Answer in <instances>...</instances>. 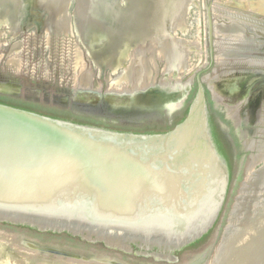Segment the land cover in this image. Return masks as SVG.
Segmentation results:
<instances>
[{
    "label": "water",
    "instance_id": "95a60500",
    "mask_svg": "<svg viewBox=\"0 0 264 264\" xmlns=\"http://www.w3.org/2000/svg\"><path fill=\"white\" fill-rule=\"evenodd\" d=\"M155 1L141 4L152 9L161 0ZM129 19L134 24L135 16ZM125 26L129 24L120 20L108 28L115 35L128 29ZM199 80L185 119L164 133L120 131L0 102V223L68 233L128 252L133 245L156 248L161 251L157 258L177 262L171 251L214 227L231 183L227 160L210 131L203 83L211 89L205 76ZM190 84L191 80L167 87L172 93L175 86L185 88L176 106L182 105ZM6 87L0 88L8 93ZM118 96L108 104L110 108L127 102L126 94ZM0 238L5 241L0 243L1 252L9 249L43 257L40 254L49 251L74 261L90 258L123 264L89 250L41 244L18 233L1 230ZM248 245L247 251L254 254L251 264H264V236L252 237Z\"/></svg>",
    "mask_w": 264,
    "mask_h": 264
},
{
    "label": "rangeland",
    "instance_id": "374dc122",
    "mask_svg": "<svg viewBox=\"0 0 264 264\" xmlns=\"http://www.w3.org/2000/svg\"><path fill=\"white\" fill-rule=\"evenodd\" d=\"M79 1L0 0V87L5 85L15 88L14 92L11 93L4 92L0 88V96L6 101L29 105L43 112L59 114L62 112L71 113L86 119L88 113H94L91 108L95 109L97 105L101 106L100 103L104 106V104L115 102L114 99L118 100L120 98L118 95L127 93L126 90L130 88V85L127 82L125 83V81L121 82L120 72L118 73L117 71V73H114L108 69L103 74L95 66L90 54L91 51H89L90 45L77 32L79 28L75 19V31L72 32L71 28H73V25L71 26V22L73 21V16L75 18L74 14L78 9ZM90 1L92 4L90 7L92 8H89L90 13L87 16L88 36L91 41L92 52H98L102 56L107 55L112 47L103 46L101 44L102 38H98L95 36L96 34L94 35L96 21H100L102 27L108 28L111 25H115V23L117 24V22L119 23L120 20L129 23L131 14H136L138 19L147 18L148 20H155L156 22L163 12V6L159 4L155 5L157 6L158 13L155 17H153V13H150V16L148 15L151 18L145 17V15L143 16L144 6L141 2L145 0ZM235 1L184 0L185 19L191 25L187 31L178 30L177 39L184 45L196 44L194 45L196 48L192 51L188 50L186 53L175 51L172 56L173 59L171 58L172 61L165 62L160 54L161 48L157 44V41L151 37L144 43H139L136 49L134 47L127 51L125 60L131 67V74L134 77H138L140 69L147 66L150 70L142 71L150 76L149 80L151 82L149 83L151 85L155 81L158 82L163 77V74H166L170 77L169 81L173 86L179 83H182V85L186 84L198 72L202 76L215 78L221 70L229 71L236 67H246L248 65L247 62L233 64L236 62L234 57L243 58L242 55L248 57V53H253L255 41H259L256 42V47L259 45V48L262 49L263 45L261 44H264V36L262 34L264 31V19L262 15H259L260 12L257 10H251L250 8L248 10V6L246 8L244 7V3L248 5L253 3V0ZM96 2H101L103 8ZM108 5H110L109 8H107ZM51 18H53L54 23L49 20ZM155 22L152 21V26L156 24ZM236 23L240 24L244 30H247V38L250 40L249 44L232 40V47L234 45L238 49L237 52H240L241 55H236L237 57L234 55L230 56L232 54L231 51H233L230 49L226 54L228 57H224L226 61L220 62L218 56L220 51H218L219 47L217 48V44H219L222 37L219 34L220 29L217 27L215 32V27L222 25L229 29V27H232ZM71 33L78 35V41L77 36L73 37V35H69ZM94 37L97 39H93ZM184 45L183 48L185 47ZM82 48H84L86 53ZM176 54H181L182 61L180 62L182 66L178 67ZM223 54L220 53V55ZM175 68H178L181 74V78L177 80L170 75L172 74L170 71ZM255 68L263 72L264 65L256 64ZM167 69L170 70L168 71ZM150 71H152L151 74ZM85 74L89 75L90 80L88 82H86ZM152 80L155 81L152 82ZM83 91H85V94H82ZM104 99L107 100V103H102ZM215 101L219 103V100ZM247 102L246 100H240L239 105H245ZM217 105L220 109L218 111H221L220 114L223 116L224 113L222 111L227 112L225 107L229 108V113L231 112V114L228 117L234 121V116L236 115L234 112L237 106ZM176 108L177 106L172 104L170 107H154L145 112H131L128 110L106 109L101 107L100 112L103 114L99 115H102L100 117L106 119V121L108 120V124L111 125H116L115 123H117L120 126L125 125L136 129L165 127L171 124L173 113L177 111ZM73 110H86L87 112L76 113ZM161 110L164 111L159 114H153ZM127 119L134 122H120L121 120ZM230 119H228V124H230L229 128L232 130L230 132V140L239 156L236 160L227 201L209 237L198 248L187 249L182 252L177 262L157 258L156 254H160L161 251L156 249L145 250L139 247H133L132 251L128 252L119 248L108 247L100 241H90L67 233L38 232L19 226L4 225L2 223H0V231L22 234L37 240L41 244L77 248L84 251L89 250L96 254L108 256L111 259H119L123 264H194L191 262L197 258L196 264L200 262H204L203 264H211L217 255L226 229L231 225V219L237 220V222H234L239 224L243 220L252 222L258 219L257 216L260 218L264 215V212L258 208V202L260 201L258 194L263 188L262 186H258L259 188H254V191H249V193L247 192V194L243 195L242 202L239 201L238 203L237 200L238 196L241 195L242 189L246 188V182L248 180H254L253 173L251 172L257 171L264 166V161L256 164V169L252 166L253 160L257 157L255 155L260 153V149L257 147L258 144L256 145V142H254L255 145L253 147H245L251 140L257 141L261 137L258 136L259 132L256 136H253L249 131L251 128L250 125L241 123L238 129L241 134L239 135L242 145L233 133L235 128ZM115 120L119 122H114ZM236 205H238V208L233 214ZM3 236L4 238H8V235ZM2 241L5 242L0 238V243ZM199 254H203L201 259H199ZM32 255L22 252L19 254L16 250L15 252L9 249L4 252L0 250V264H65V262L66 264H113L102 260L95 261L90 258L74 261L75 259L73 258L70 259L68 256L53 252L49 253V251L47 253H41L40 255H43V257L34 256L35 253ZM19 258L23 260L21 261Z\"/></svg>",
    "mask_w": 264,
    "mask_h": 264
},
{
    "label": "bare ground",
    "instance_id": "6f19581e",
    "mask_svg": "<svg viewBox=\"0 0 264 264\" xmlns=\"http://www.w3.org/2000/svg\"><path fill=\"white\" fill-rule=\"evenodd\" d=\"M155 2H157V0ZM183 2L184 0H161L158 4L163 6V12L158 18V20L156 21L158 22L156 26H152V25L149 26L148 24L149 22L152 23V21L155 22V20H148L144 22L142 21L143 18L138 20L136 14L134 15L131 14V17L133 18V20L135 16V20L133 22L134 24L129 22L128 23L129 26H125L128 29L123 28L120 32H117L115 35L112 33L113 32L112 30H109V28L102 27V25L100 24V21H96L94 35L96 34L95 36H97L98 38H102L101 44L103 46L112 47V49L107 55L102 56L98 52H92V49H91L92 45H91V41L88 36L89 28H88L87 16H88V13H90L88 11L90 10L89 9L90 5H92L91 1L90 0H80L79 1L78 9L75 11V14H74L75 21L77 22V25L79 28L77 32L81 34L83 40L85 39L88 41V44L90 45L89 51H91L90 54H91L92 59L94 60L95 66L99 67L100 65L102 67V69L100 70L101 73H104L105 68L108 69L109 66L110 67L112 66L113 68L121 67L123 70V72L121 73V77H120L121 82L122 81H125V83L129 82L131 83L130 85H132V87L134 86L133 91L126 93L127 98L125 101L127 102L120 104L119 107L124 106L125 104L130 105L131 103L150 102L151 99H155V98L156 99H169L176 103V102H179L183 98L184 96L183 92L185 90L183 86H180V85L176 86L177 88L175 89L174 93H172V91L167 89V87H171L170 81H169L170 77L168 75L163 74V77L160 78L158 82L155 80H152V82L153 81L155 82L152 83L151 85V83H149L151 82L150 80H147L146 82H144L146 79H149L150 76H148V74L143 73L142 71V70H147V71L150 70L149 67L144 66L142 69H140L139 76L137 75L138 77H134L131 74V71L129 72V69H130L128 68L129 64H127L125 60V56L130 46H133L136 43H139L140 41L146 40L147 37H153L157 39L156 40L157 44L161 48L160 54L162 55L165 62L172 61L171 58L173 59L172 56L175 51H182L186 53V51L188 50L189 51L194 50L196 48V46L194 45L196 44L184 45L174 35L175 30L177 31L185 30L186 27L189 26L188 22L185 19L184 13L186 12H184L185 7L183 5ZM253 3L255 4L253 5ZM253 3H250L248 5L244 3V7L246 8L248 6V10L250 9L257 10L258 12H260L259 15H262L263 16L262 18L264 19V0H253ZM97 4H99L103 8L101 2L100 3L98 2ZM156 7L157 6L154 5L152 6V9H151L152 10L151 13H153L152 14L153 17H155L158 14ZM143 11H144V14L142 15L143 16L145 15V17H148L150 6L144 5ZM49 20L54 23L53 18ZM217 27L220 29L219 34L222 37L221 40L219 41V44H217L218 45L217 48L219 47L218 51H220L218 55L219 61L220 62L226 61L224 57L225 56L228 57V55L226 54H227V51H229L230 49L233 50L231 51L232 54L230 56L232 55L240 56L241 53L237 52L238 49L234 45L232 47V40H237L239 42H244L245 44L247 43L249 44L250 40L249 38H247L248 36L247 35L248 33H246L247 30H244V28L240 24H237V23L233 24V26L229 27V29L226 27H223L222 25L216 26L215 32H216ZM262 34L264 36V31ZM93 39L96 40L97 38L94 37ZM95 40H93V42H95ZM256 42H259V41H255V44L253 47L254 49L253 53H248L249 56H252V57H249V56L245 57L244 55H242L243 58H240L236 56L237 58L234 57L236 62L233 63V64H238V63L247 62L249 67H251L253 70L249 68L236 67L238 70L236 69L235 70L231 69L229 71L226 70V72L215 76V78H210L208 76H205V81L206 83H208L211 89L214 100L226 99L227 105L235 106L237 104H240V100H237V99L245 98L246 96L245 92H247V89H255L258 86L262 85V91L264 90V70L263 72H260L257 68H255L256 64L264 65V44H261L263 45V47L262 49H260L258 44H257L258 47H256ZM182 44L185 46L184 48ZM136 47L137 45L135 46L134 49H136ZM220 53L222 54L224 53V54L220 55ZM176 56H177L176 63L178 67L182 66V63L180 62L182 61L181 54L179 55L176 54ZM167 70L169 71L170 69H167ZM175 70L177 69L176 68L172 69L170 72L173 73L172 74L173 78L177 80L179 77H178L177 71ZM151 72L152 71H150V74ZM84 76L86 78V82H88L90 80L89 75L85 74ZM216 77H218V79L220 78L223 79L221 84L218 83L217 80H214L216 79ZM239 89L241 92L238 91L240 93H237L236 91ZM258 96H260L259 101L251 100L249 106H248V102L247 104L242 105L243 107L244 106L248 107V109L250 108L249 112L247 110L244 115L243 114L244 108H242L238 110L239 114H237L235 118L237 124H241V123L248 124L249 123L251 127L249 129L250 133H252L253 136H256L257 133L259 132L258 136L261 137L260 140H257V141L251 140L252 143H250L251 142L250 141L245 146L246 148H249V146L253 147L255 145L254 142H256V145L258 144L257 147L258 149H260V153L258 155H255L257 157L253 160L254 164L252 163V166H254V168L256 164L264 161V91L262 92V94H258L257 97ZM113 109H124V108L115 107ZM251 173H253L252 175H253L254 180L253 181L248 180L246 182L245 184L246 188L242 189L241 195H239L237 198L238 203L239 201L242 202L243 200L242 196L247 194V192L249 193V191L251 192L254 191L255 189H257L258 186L260 187L262 186L264 188V185H263L264 184V166L261 169H258L257 171H254V172L252 171ZM262 189L260 190V193L258 194L259 200H260L258 202L259 203L258 208L264 212V190ZM237 208H238V205H236V208L234 209L233 214ZM234 221L237 222V220L231 219V225L229 226L227 234L224 235L225 238L224 240H222L221 246L218 249L214 264H236L235 262H237V264H243L242 261L244 262V264H251V259L254 257V254L253 253L249 254L246 247L249 246L248 245L249 239H251L252 237L255 238L256 236H259V237L264 236V215L260 218L258 217V219L252 222H247L243 220V222H241V225L240 223L237 224Z\"/></svg>",
    "mask_w": 264,
    "mask_h": 264
},
{
    "label": "flooded vegetation",
    "instance_id": "af4514ba",
    "mask_svg": "<svg viewBox=\"0 0 264 264\" xmlns=\"http://www.w3.org/2000/svg\"><path fill=\"white\" fill-rule=\"evenodd\" d=\"M152 12V10H150L149 12H148V14H150ZM150 16V15H149ZM150 18V17H149ZM73 19H74V16H73ZM143 20H147L148 21V19L147 18H143ZM152 24V23H151ZM73 25V28H71V30H72V32H74L75 30H74V23H73V21L71 22V26ZM188 25V24H187ZM191 24H189V26H190ZM189 26H187L186 27V31L187 30H189ZM70 30V31H71ZM213 31V30H212ZM176 34V35H175ZM175 36H176V38H178L177 37V30H175ZM70 36H72L73 35V37L75 36H77V41H78V35L77 34H75V33H71V34H69ZM79 43V42H78ZM82 50L86 53V51L84 50V48H82ZM108 67V66H107ZM95 69H97L96 67H94ZM99 70H101L102 69V67L99 65ZM128 68H130L131 69V67L130 66H128ZM241 68H243V67H241ZM244 68H249V69H251V67H249V65H247L246 67H244ZM108 69L109 70H112L114 73H117V71H118V73L120 72V73H122L123 72V70H122V68L121 67H118V68H113L112 66L110 67H108ZM108 69H106V71H108ZM130 69H129V72H130ZM236 70H238L237 68H235ZM234 69V70H235ZM252 70V69H251ZM97 71H98V69H97ZM103 71V70H102ZM224 72H226V70H221L220 71V73H218V75H220V74H222V73H224ZM200 77H202V75L198 72V73H196L194 76H193V78H192V80H191V84H190V90H189V92H188V94H187V97L185 98V100L183 101V103H182V105H177V108H176V112H174L173 113V119H172V122H171V124L175 121V119L177 118V116H180L184 111H185V109H186V107L187 106H190V103L192 102V100H193V98L195 97V95H196V93H197V91H198V87H199V78ZM147 80H149V79H146L144 82H146ZM214 80H217V82L218 83H220L221 84V82H222V80L223 79H218V77H216V79H214ZM127 84H131V83H129V82H127ZM183 85H186V84H183ZM203 86H204V88H205V93H206V102H207V105H208V117H209V123H210V121L211 120H213V122H214V124L216 125V127H217V129L219 130V132L222 134V137L226 140V142H228V144L231 146V148H232V151H233V153H234V165H236V160H237V158H238V156H237V158H236V155L238 154V153H236V151H235V148H234V146L232 145V141L230 140L231 139V129L229 128V126H230V124H228V119H230L228 116H227V112H224V111H222L223 113H224V116L222 115V114H220V112L221 111H218V110H220L219 109V107H217L218 105L217 104H221V105H223V106H225V105H227L226 104V99H223V100H219L218 102L219 103H217L215 100H214V98H212V93L208 90V88H207V85L205 84V83H203ZM130 88H128L126 91H127V93L128 92H130V91H133V87H132V85H130L129 86ZM7 89H5V90H8L9 92L8 93H11V92H14V90H15V88L13 87V86H10V87H6ZM242 90V89H241ZM238 91H240V89L239 90H237L236 92L237 93H240V92H238ZM264 91V90H263ZM262 85H260V86H258L257 88H255V89H247V92H245V97L246 98H240V99H237V100H246V101H248V106L250 105V101L251 100H254V101H259V99H260V96H258L257 97V95L258 94H262ZM194 93V95H193V97L190 99V96H191V94H193ZM0 99H2V100H4V101H6L2 96H0ZM134 100H135V98H134ZM7 102H9V101H7ZM9 103H12V104H16V103H13V102H9ZM102 103H107V100H102ZM8 104V103H7ZM11 104V105H12ZM172 104H175V102H173L172 100H169V99H151L150 100V102H144V103H131L130 105H127V104H125L124 106H121V107H117V108H124V109H120V110H128V111H131V112H145V111H147V110H149V109H151V108H154V107H164V106H172ZM100 105L101 106H98L97 105V108H95V109H92L91 108V110H93L94 111V113H88V117L85 119V118H81V117H78V116H75V115H73V118L74 117H78L79 119H81V120H88V121H96V122H98V123H100V124H103V126L105 127V126H107L108 128H113V127H122V128H124V127H126V128H133V127H128V126H120V125H118L117 123H115L116 125H111V124H108V120L106 121V119H104V118H101L100 116H102V115H99V114H103L102 112H100V110H101V107H103V108H109L110 109V106L108 105V104H104V106L100 103ZM27 106V105H26ZM29 106V105H28ZM92 106V105H91ZM182 106V107H181ZM227 106H229V105H227ZM236 106V105H235ZM242 105H241V107H239V106H237L236 107V110H235V112L234 113H236V115L234 116V121H236L235 120V118H236V116H237V114H239V111L238 110H240V109H242ZM113 108H115V107H113ZM250 109V108H249ZM249 109H248V107H246V111L248 110V112H249ZM164 110H170V109H164ZM164 110H161V111H159V112H156V113H153V114H159V113H161V112H163ZM172 110V109H171ZM175 110V109H174ZM86 111V110H85ZM37 112V111H36ZM87 112V111H86ZM86 112H84V113H86ZM63 113V112H62ZM96 113V114H95ZM65 114H67V113H65ZM243 114L245 115V113H244V111H243ZM124 116H126V115H124ZM239 117V116H238ZM238 119V118H237ZM68 120H72V119H68ZM99 120H102V121H99ZM231 120V119H230ZM136 121V120H135ZM232 121V124H233V126H234V130H233V133H234V135H235V137H237L239 140H240V133H239V129L237 128V126L235 125V123H237V122H235L234 123V121L233 120H231ZM112 122V121H111ZM114 122H119V121H117V120H115ZM120 122H134V121H131L130 119H127V120H121ZM84 123V122H83ZM91 124V123H90ZM170 124V125H171ZM249 124V123H248ZM210 125V131H211V133L213 132L212 131V129H213V126H211V123L209 124ZM250 125V124H249ZM101 126V125H100ZM133 129H136V128H133ZM240 134V135H239ZM212 136H213V133H212ZM214 139V138H213ZM215 142V141H214ZM239 143H241L242 144V141L240 140L239 141ZM243 145V144H242ZM217 146V145H216ZM234 169H235V167H234ZM232 179V178H231ZM228 195H229V192H228ZM227 201V200H226ZM9 225H13V224H9ZM13 226H19V227H22V228H25V227H23V226H20V225H13ZM35 231H38V232H44V231H39V230H37V229H35ZM54 233V232H53ZM133 247L135 248V247H137L136 245H133ZM183 248V247H182ZM182 248H180V249H175V250H172L171 251V253L172 254H174V255H176V256H178L179 257V255H177L176 253H175V251L176 250H181ZM156 249V248H155ZM157 250V249H156ZM187 250V249H186ZM186 250H184V251H186ZM183 251V252H184ZM182 254V253H181ZM204 254V253H203ZM203 254H199V259H201V256H203ZM198 259V258H197ZM197 259H195V260H192V262L191 263H194V264H196V260ZM203 259V258H202ZM204 260V259H203ZM201 261V260H200ZM199 261V262H200ZM204 262H200V263H198V264H203Z\"/></svg>",
    "mask_w": 264,
    "mask_h": 264
},
{
    "label": "trees",
    "instance_id": "16d2710c",
    "mask_svg": "<svg viewBox=\"0 0 264 264\" xmlns=\"http://www.w3.org/2000/svg\"><path fill=\"white\" fill-rule=\"evenodd\" d=\"M194 93L191 94L190 96V99L193 97ZM0 102H3V103H8V104H12V103H9L7 101H4L2 99H0ZM14 106H17V107H20V108H24V109H27V110H32V111H37L41 114H46V115H49V116H52V117H56V118H63V119H72L73 121L75 122H84V123H88V124H93V125H101L103 126V124H100L96 121H88V120H81L79 119L78 117H74L73 118V115L71 113H49V112H43V111H39L35 108H32L31 106H26V105H23V104H12ZM188 110H189V106L186 107L185 111L180 115V116H177V118L175 119V121L171 124V125H168V126H161V127H145V128H141V129H133V128H122V127H113L112 129H118L120 131H133V132H137V133H164V132H167L169 130H171L172 128H174V126H176L178 123L182 122L187 113H188ZM211 123V126H213V129H212V133H213V138H214V141L218 147V150L220 151V153L225 157V159L227 160V163H228V166H229V169H230V175H231V178H232V175H233V172H234V153L232 151V148L231 146L228 144V142H226V140L222 137V134L219 132V130L217 129L216 125L214 124L213 120L210 121ZM107 127V126H105ZM237 156H239V154L236 155V158ZM2 224H6V225H9L7 223H2ZM9 226H13V225H9ZM21 226V225H20ZM23 227L27 228L28 230H33L35 231V228L33 227H29V226H24L22 225ZM15 227H18V226H15ZM213 229H211L208 233L204 234L201 238L197 239L196 241L184 246L181 250H176L175 253L177 255H180L184 250L186 249H196L198 248L208 237L209 235L211 234ZM49 233H53L51 231H47ZM68 234V233H67ZM70 235V234H69Z\"/></svg>",
    "mask_w": 264,
    "mask_h": 264
}]
</instances>
